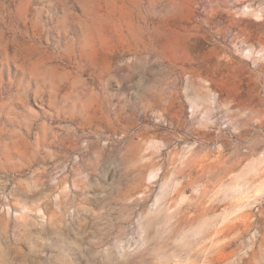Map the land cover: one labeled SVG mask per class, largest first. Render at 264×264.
I'll list each match as a JSON object with an SVG mask.
<instances>
[{
    "label": "rangeland",
    "instance_id": "obj_1",
    "mask_svg": "<svg viewBox=\"0 0 264 264\" xmlns=\"http://www.w3.org/2000/svg\"><path fill=\"white\" fill-rule=\"evenodd\" d=\"M0 264H264V0H0Z\"/></svg>",
    "mask_w": 264,
    "mask_h": 264
}]
</instances>
